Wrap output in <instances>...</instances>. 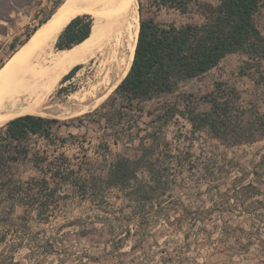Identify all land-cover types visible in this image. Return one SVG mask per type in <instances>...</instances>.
Returning a JSON list of instances; mask_svg holds the SVG:
<instances>
[{
  "label": "rangeland",
  "instance_id": "obj_1",
  "mask_svg": "<svg viewBox=\"0 0 264 264\" xmlns=\"http://www.w3.org/2000/svg\"><path fill=\"white\" fill-rule=\"evenodd\" d=\"M18 1L12 20L3 22L7 32L0 33V68L25 44L21 45L28 34L35 33V27L44 25L62 4L57 5V0ZM139 6L145 17L162 24L202 21L197 13L159 9L154 0H139ZM51 12L53 15L41 25ZM86 12L91 17L92 13ZM257 21L264 33V7ZM14 41L16 48L12 46ZM244 62L245 55L229 54L217 67L183 83L179 92L164 95L158 102H174L183 93L199 100L217 81L224 80L239 88L244 103H256L264 110V86L241 72ZM80 65L60 84V107L45 116L59 120L54 131L68 139L67 143L58 147L44 140L33 139L32 143L50 153L54 149L64 152L73 168L92 179L117 155H137L139 141L129 144L127 134L116 135L125 126L113 129L104 118L114 109V100L110 99L115 90L86 110L76 111L81 109L79 102L67 103L68 95L82 86L79 71L85 70V75L90 71V63ZM261 69L264 71V63ZM68 109L73 110L70 117L60 116ZM133 120L130 125H135ZM149 121L145 115L141 125L147 127ZM190 127L180 117L166 127L173 147L179 144L184 149L183 157L189 155L185 144L174 141V137L187 134ZM116 136L118 144L114 143ZM202 139L196 142L190 161L186 159L177 170L172 165L171 185L166 192L157 193L145 211L117 188L106 189L104 199L94 200L72 185L62 187L54 198L56 203L40 216L27 206H17L9 219L0 220V264H264V139L229 150L221 146L218 151L207 134ZM107 144L111 153L105 148ZM223 151L228 152L226 158ZM210 159L219 161L217 167L228 166L209 172L206 163ZM22 170H27L25 177L33 172L31 166ZM93 201L106 202L99 206Z\"/></svg>",
  "mask_w": 264,
  "mask_h": 264
},
{
  "label": "trees",
  "instance_id": "obj_2",
  "mask_svg": "<svg viewBox=\"0 0 264 264\" xmlns=\"http://www.w3.org/2000/svg\"><path fill=\"white\" fill-rule=\"evenodd\" d=\"M63 1L57 0V5ZM154 2L159 9L197 13L202 21L162 24L145 17L140 7L134 60L110 99L114 100V109L104 117L109 125L112 123L113 129L117 125L125 126L118 129L116 135L127 134L129 144L138 140L140 152L135 156L117 155L104 171L89 179V175L83 177L80 170L69 164L70 158L64 152L57 153L58 149H54V153H50L33 147V139L44 140L49 146L56 147L67 143L68 139L54 131L58 119L20 115L0 128L1 221L9 219L19 205L42 215L56 203L54 198L65 185L82 189L83 195L90 194L94 200L104 199L106 189L117 188L136 201L140 211H145L148 202L153 203L155 195L166 192L171 185L172 165L177 170L186 159H192V150L197 141L201 143L203 134L216 142L214 150L217 151L221 146L229 150L264 139V110L256 103H244L239 88L228 81H217L215 87L199 100L194 99L193 94L183 93L174 102H158L164 95L179 92L183 83L217 67L232 53L245 55L241 72L264 86L261 69L264 33L257 21L264 0H217L215 4L200 0ZM18 5V0H0V33L7 32L3 22L12 20L11 13ZM53 13H49L41 25ZM88 14H79L65 27L56 43L58 49L71 48L90 35L93 17ZM33 33L28 34V39ZM12 46L16 48L17 41ZM80 67V64L76 65L64 79H70ZM145 115L150 117L147 127L141 125ZM176 117L185 119L191 126L187 134L174 137V141L185 144L189 155L184 157V149L179 144L174 148L167 137L166 127ZM133 118L135 125H130ZM114 143H119L118 136ZM105 148L112 152L111 145L107 144ZM221 154L225 158L228 156V152ZM232 160L230 158L229 162ZM218 162L210 159L206 170L215 172L216 168L228 166L217 167ZM30 166L33 172L25 177L27 170L22 168ZM93 202L101 206L106 201ZM227 203L232 204V201ZM5 238L4 235L2 239Z\"/></svg>",
  "mask_w": 264,
  "mask_h": 264
},
{
  "label": "bare ground",
  "instance_id": "obj_3",
  "mask_svg": "<svg viewBox=\"0 0 264 264\" xmlns=\"http://www.w3.org/2000/svg\"><path fill=\"white\" fill-rule=\"evenodd\" d=\"M86 11L93 17L90 35L71 48L58 49L65 27ZM140 17L139 0H64L0 68V128L20 115H51L60 107L62 80L79 64L90 63V71H79L82 86L68 95L67 103L79 102L76 111H82L110 95L133 63ZM91 99L95 101L87 103ZM72 113L68 109L60 116Z\"/></svg>",
  "mask_w": 264,
  "mask_h": 264
},
{
  "label": "crops",
  "instance_id": "obj_4",
  "mask_svg": "<svg viewBox=\"0 0 264 264\" xmlns=\"http://www.w3.org/2000/svg\"><path fill=\"white\" fill-rule=\"evenodd\" d=\"M132 202L135 203L136 201H132ZM136 204H138V203L136 202ZM136 204H135V205H136ZM1 226H3V225L0 223V228H1ZM2 237H3V235H1V238H2Z\"/></svg>",
  "mask_w": 264,
  "mask_h": 264
}]
</instances>
